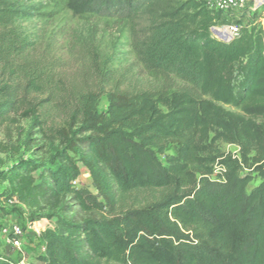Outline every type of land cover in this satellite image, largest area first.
Segmentation results:
<instances>
[{"label":"trees","instance_id":"1","mask_svg":"<svg viewBox=\"0 0 264 264\" xmlns=\"http://www.w3.org/2000/svg\"><path fill=\"white\" fill-rule=\"evenodd\" d=\"M89 20L105 25L107 51L91 43L102 53L97 82L66 111L51 106L38 120L0 84V126L31 114L56 144L45 161L0 171V213L48 222L36 264H264L260 26L216 40L220 12L203 0H0V69L24 59L28 23L54 26L51 39ZM130 59L154 85L127 82ZM80 166L92 190L78 183ZM143 192L151 199L127 206Z\"/></svg>","mask_w":264,"mask_h":264},{"label":"rangeland","instance_id":"2","mask_svg":"<svg viewBox=\"0 0 264 264\" xmlns=\"http://www.w3.org/2000/svg\"><path fill=\"white\" fill-rule=\"evenodd\" d=\"M25 1L40 3L43 0ZM203 1L207 7L211 8L208 3L213 0ZM255 24L260 26L264 42V4L260 8L253 9L252 4L247 3L242 9L220 12V21L211 28L210 35L216 40L227 42L218 39L213 29L223 27L249 29ZM53 27L36 21L28 23L24 27V32L29 35L25 36L21 46V51L25 53L24 59H11L3 70L0 69V84L6 83L15 88L18 99L23 103L21 113L32 109L37 113L38 120L44 118L43 109H49L51 106L66 111L67 107L75 103L80 89L97 82L93 63L97 58L100 59L102 53L96 55L91 43L100 46L101 52L104 53L108 46L107 38L102 31L105 25L97 20L72 23V32L65 38L52 37L49 39L48 35L53 32L51 31ZM126 59L128 60L129 57ZM132 64L130 59L128 83L143 87L154 85L153 81L150 82L149 77L137 65ZM107 105L106 96H101L96 102L98 113L104 112ZM43 114L45 116V113ZM49 115L58 121L62 117V112L51 110ZM14 117L13 124L0 126V146L2 148L0 150V161L2 162L0 171L19 160L45 161L52 156L56 147L55 143L42 137L38 120L35 121L31 114L27 117ZM220 149L223 153L236 154L237 152L236 147L231 145H222ZM80 170L78 183L85 184L92 190L89 175L82 166ZM257 184L258 181H253L249 184L248 190ZM135 195L136 199L132 202L131 197L127 206L130 203L142 205L151 199L150 195L145 192ZM47 226L46 220L33 223L28 221L25 215L6 216L0 213V255L13 263L36 264L37 258L44 250L39 236ZM13 227H18L22 232V243L19 248L12 246L10 237L4 232L10 231Z\"/></svg>","mask_w":264,"mask_h":264},{"label":"built area","instance_id":"3","mask_svg":"<svg viewBox=\"0 0 264 264\" xmlns=\"http://www.w3.org/2000/svg\"><path fill=\"white\" fill-rule=\"evenodd\" d=\"M247 3L252 4L253 9L260 8L264 4V0H213L212 2L208 3L211 5V10L219 11V12H226L231 9H242L244 8ZM207 6V5H206ZM215 35L218 39L230 42L234 38L239 35V29L237 27H223L220 29H213ZM227 37L228 39H225ZM236 154H232L233 157H236L238 153V148ZM218 171V170H217ZM7 233V236L10 237V241L13 247L19 248L21 247V238L22 232L18 227H13L10 231H4Z\"/></svg>","mask_w":264,"mask_h":264},{"label":"bare ground","instance_id":"4","mask_svg":"<svg viewBox=\"0 0 264 264\" xmlns=\"http://www.w3.org/2000/svg\"><path fill=\"white\" fill-rule=\"evenodd\" d=\"M217 33V31H215ZM225 39H228L227 37H225Z\"/></svg>","mask_w":264,"mask_h":264}]
</instances>
